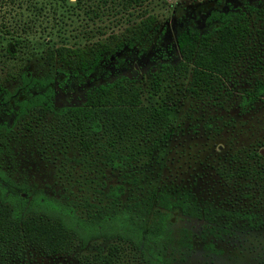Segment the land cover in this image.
I'll use <instances>...</instances> for the list:
<instances>
[{
	"label": "trees",
	"instance_id": "obj_1",
	"mask_svg": "<svg viewBox=\"0 0 264 264\" xmlns=\"http://www.w3.org/2000/svg\"><path fill=\"white\" fill-rule=\"evenodd\" d=\"M144 1L124 0L123 6L140 7ZM205 23L210 27L203 31L192 26L180 30L175 52L164 54L159 66L168 72L178 69L187 80V97L195 102L236 107L240 116L249 113L264 100V0L213 9ZM159 27L157 16L143 10L137 22L88 46H46L42 56L54 66L52 72L35 76L20 70L12 76V89L0 82V109H9L11 118L10 123L0 119V137L18 123L25 129L38 125L45 140L74 142L85 159L96 154L112 171L126 175L151 163L165 151L176 128L173 107L151 103L135 77L121 75L92 86L77 104L56 105L55 98L57 89L72 81L83 84L110 56L138 47L139 53L147 51ZM14 43L19 46L21 41ZM150 74L157 95L159 73L151 69ZM215 161L227 192L218 203L204 204L175 185L124 201L123 186L114 184L95 201H73L19 184L0 167V264L20 260L32 250L48 257L70 255L99 238L110 241L79 255V264H130L132 255L139 264H170L172 211L233 237L263 235L264 139L220 151ZM258 262L264 264V256Z\"/></svg>",
	"mask_w": 264,
	"mask_h": 264
},
{
	"label": "rangeland",
	"instance_id": "obj_2",
	"mask_svg": "<svg viewBox=\"0 0 264 264\" xmlns=\"http://www.w3.org/2000/svg\"><path fill=\"white\" fill-rule=\"evenodd\" d=\"M123 1L84 0L78 4L76 0H0V82L12 89L16 82L12 76L20 70H29L35 76L50 73L54 66L42 56L46 46H88L97 38L137 22L147 10L157 16L160 24L157 34L146 44L147 51L139 53L138 47L110 56L83 84L72 81L63 90L57 89L55 101L56 105L77 104L92 86L121 75L135 77L151 103L173 107L171 117L176 128L165 151L125 175L110 170L96 154L85 159L74 142L63 145L47 141L40 134V126L25 129L18 123L0 137V167L19 184L73 201H95L103 197L109 185L120 184L124 201L175 185L190 190L200 204L211 200L218 203L227 190L216 171L217 154L264 139V100L242 116L236 107L195 102L186 95L187 80L182 73L175 68L162 70L159 64L164 54L175 52L173 42L180 30L187 26L201 31L210 27L205 17L211 10L238 7L244 1L256 4L259 0H145L140 7H125ZM14 40L21 44L16 45ZM172 61L177 60L173 57ZM151 69L159 73L157 95L151 88ZM8 116L9 109H0L1 121L10 123ZM169 221L170 264H259L258 258L264 256V234L238 233L233 237L178 211L170 213ZM109 241L99 238L73 254L53 257L32 250L9 264H79V255L92 252L97 244L105 247ZM132 257L130 264H139Z\"/></svg>",
	"mask_w": 264,
	"mask_h": 264
}]
</instances>
